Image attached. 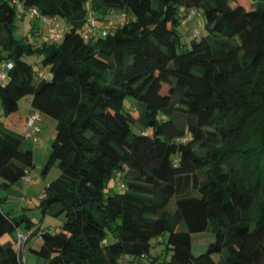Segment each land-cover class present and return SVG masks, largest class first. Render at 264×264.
I'll use <instances>...</instances> for the list:
<instances>
[{
	"label": "trees",
	"instance_id": "trees-1",
	"mask_svg": "<svg viewBox=\"0 0 264 264\" xmlns=\"http://www.w3.org/2000/svg\"><path fill=\"white\" fill-rule=\"evenodd\" d=\"M18 4L62 17L61 40L16 38ZM5 62L3 111L31 95L56 121L41 174L60 172L37 208L64 220L53 233L0 207V264H23L17 230L39 234L44 264H119L152 239L162 264H264V0H0ZM23 138L0 123V187L34 166Z\"/></svg>",
	"mask_w": 264,
	"mask_h": 264
},
{
	"label": "rangeland",
	"instance_id": "rangeland-1",
	"mask_svg": "<svg viewBox=\"0 0 264 264\" xmlns=\"http://www.w3.org/2000/svg\"><path fill=\"white\" fill-rule=\"evenodd\" d=\"M56 21L47 22L42 17H29L28 14L17 15L14 21V29L13 35L16 38H24L36 43H41L43 41L50 42H59L61 40V36H57L59 32V28L64 26V20L62 17H55ZM112 21V20H111ZM113 21L117 22V18L114 17ZM205 18L200 13L193 17L190 21H185L183 24L179 25V30L182 35L181 38L183 41L189 39L190 31L187 33V29L192 28L193 26L199 28L200 30H204L205 28ZM26 59L30 61L35 68H41L37 62L36 57L34 56H26ZM46 70V75L49 78L51 75ZM31 95H24L19 99L18 107L14 111L4 112L0 105V123L5 124L6 126L12 128L15 131H19L23 129L22 120L27 110L32 107L30 102ZM127 100H132L131 97H127ZM55 119L50 116H42L39 121L41 125V133L39 134L38 141H32L34 149H32V154L35 158L34 166L30 168L32 172V180L30 181L29 186V195L31 196V202L29 203V207L27 206L26 212L29 213L30 217H32L36 222H40L42 227H47L51 232H56L60 228V224L64 220V216L61 214L59 216H52L49 214L42 215L37 208L40 198L43 196V191L45 184L54 179L59 174V169L56 166H52L47 174L43 176L41 174V169L48 158V155L51 150V143L55 136ZM33 158V159H34ZM36 180L37 183L34 186H31L33 181ZM113 180L111 179L108 183L111 186ZM119 188V187H118ZM117 188V189H118ZM1 192H4V188L2 187ZM19 197L20 195H16ZM18 199V198H17ZM26 206V205H25ZM174 202L171 201L169 207H173ZM12 236L8 233L4 234L0 241L6 242L7 240H11ZM213 239V236L209 230L192 233V252L198 253L203 251L206 247V244L209 240ZM152 246L149 249L150 256L147 257H128V264H149L154 256L156 262H152L151 264H162L159 262L161 259L168 257L164 250L163 242H156L155 239H152ZM41 238L38 233H34L28 239L26 245H31L33 247L40 246ZM218 255L215 254L216 258ZM25 264H44V258L41 256L35 255L33 252L28 250L24 256ZM125 261L122 259L119 261V264H123Z\"/></svg>",
	"mask_w": 264,
	"mask_h": 264
},
{
	"label": "crops",
	"instance_id": "crops-1",
	"mask_svg": "<svg viewBox=\"0 0 264 264\" xmlns=\"http://www.w3.org/2000/svg\"><path fill=\"white\" fill-rule=\"evenodd\" d=\"M32 108H33V106L30 109H28L26 114L24 115V118L22 120L23 129L20 130L21 133H23L26 129L25 118H26L27 113ZM39 125H40V123H39ZM40 133H41V125H40L39 134ZM39 134H38L36 141H38V139H39ZM34 146L35 145H33V142L30 138H27V137L23 138L22 143H21V148L30 149L32 151V149H34ZM33 158H34V156H33ZM33 160H35V158ZM28 172L30 174V179L28 181H25L23 178H20V179L16 180L14 183H12L10 186H8L6 188L4 187V192H1L2 187H0V207L2 210H11V211H13V214L25 212L29 215V213L26 212V209H27V206L29 207V203L31 202V196L29 195V191H30L29 186H30V181L32 180L33 176H32L31 170H29ZM36 183H37V181L34 180L33 183L31 184V186L36 185ZM16 195H20V196L17 197ZM36 225L37 224H35V226ZM30 236H29V238H30ZM28 239H27V241H28ZM27 241L25 242L24 250L21 252V259L23 260V264H25V262H24L25 253L28 250L31 251V247H33L29 244L27 246L26 245ZM127 259H128V257L123 258L122 261H126Z\"/></svg>",
	"mask_w": 264,
	"mask_h": 264
},
{
	"label": "built area",
	"instance_id": "built-area-1",
	"mask_svg": "<svg viewBox=\"0 0 264 264\" xmlns=\"http://www.w3.org/2000/svg\"><path fill=\"white\" fill-rule=\"evenodd\" d=\"M17 11L19 14H28L30 17H42L45 21H56L55 17H50V16H46V15H41L39 13V11L37 10V8L35 7H23L22 5L18 4L17 5ZM193 14V12H191L190 16ZM91 24L93 23V21H90ZM65 28V25L63 27L59 28V32L57 34V36H61L62 32ZM102 34L105 33V29H102L100 31ZM83 35L84 37H87V32L84 30L83 31ZM6 67H11V62H5L2 63L0 65V80H4L5 79V69ZM39 121H40V113L37 109L33 108L31 109L25 118V126L26 129L23 132V137H27L30 138L32 141H36L39 131H40V125H39ZM22 178L25 181H28L30 179V174L28 171L25 172V174L22 176ZM31 233V230H17L15 233V244L17 247V250L19 252V254H21V252L24 250V245L26 240L28 239L29 235ZM128 256H125V258H127ZM123 264H128L127 260L123 263Z\"/></svg>",
	"mask_w": 264,
	"mask_h": 264
}]
</instances>
